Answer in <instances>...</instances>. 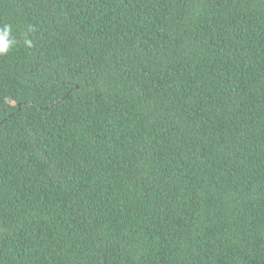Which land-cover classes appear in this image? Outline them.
Returning <instances> with one entry per match:
<instances>
[{
	"label": "trees",
	"instance_id": "1",
	"mask_svg": "<svg viewBox=\"0 0 264 264\" xmlns=\"http://www.w3.org/2000/svg\"><path fill=\"white\" fill-rule=\"evenodd\" d=\"M5 24L0 264H264V0H0Z\"/></svg>",
	"mask_w": 264,
	"mask_h": 264
},
{
	"label": "clouds",
	"instance_id": "2",
	"mask_svg": "<svg viewBox=\"0 0 264 264\" xmlns=\"http://www.w3.org/2000/svg\"><path fill=\"white\" fill-rule=\"evenodd\" d=\"M29 32H34L33 26L28 27ZM13 29L10 24H5L0 26V56L8 54L18 43L15 36L12 35ZM24 45L31 47L33 45V40L25 34Z\"/></svg>",
	"mask_w": 264,
	"mask_h": 264
}]
</instances>
